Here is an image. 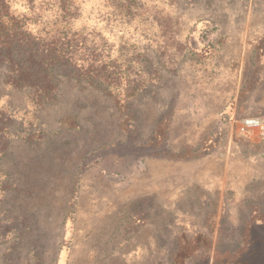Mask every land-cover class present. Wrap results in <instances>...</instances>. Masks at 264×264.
Masks as SVG:
<instances>
[{"label":"rangeland","instance_id":"1","mask_svg":"<svg viewBox=\"0 0 264 264\" xmlns=\"http://www.w3.org/2000/svg\"><path fill=\"white\" fill-rule=\"evenodd\" d=\"M57 3L35 1L34 33L57 26ZM12 5L16 14L28 8L24 0ZM67 5L61 36L80 41L62 45L46 77L31 64L26 83L14 84L17 67L0 59V264H171L177 235L187 233L169 209L185 197L170 181L183 165L171 149L178 158L192 154L225 108L227 124L264 115V0ZM225 128L227 167L258 162L247 139L259 138ZM190 170L184 164L180 173ZM161 173L166 188L146 194L149 223L136 230L134 203ZM263 189L227 202L221 248L240 244L248 210L238 203L264 206Z\"/></svg>","mask_w":264,"mask_h":264},{"label":"trees","instance_id":"2","mask_svg":"<svg viewBox=\"0 0 264 264\" xmlns=\"http://www.w3.org/2000/svg\"><path fill=\"white\" fill-rule=\"evenodd\" d=\"M35 1L24 0L28 8L24 13L16 14V11L12 8L13 0H0V59L5 60L12 67H17L13 70V72H16L14 73L15 76L9 78L14 84H18L17 82L21 83L19 85L26 83V80L31 76L29 72L31 64L37 65V75L46 77L47 67L61 61L62 45L67 44L70 46L80 41L75 34L69 37L65 32L66 35L61 36V25H58L61 20L58 18L61 15L63 18L68 17L71 9L67 5V0H58L59 3L56 6L58 15L54 19V22L56 21L54 25L57 26L51 28L50 31L46 30L44 33H34L30 25L35 21L38 22L33 15L36 11L34 9ZM64 55L69 59L73 56L66 52ZM90 69L86 70V74L93 72ZM41 87H46V85H41ZM228 112H230L229 108H225V113L228 114L226 118L230 117ZM168 124V118H164L159 123L157 126L158 137L161 136L162 131L166 129ZM227 131L228 129L221 126L216 127L215 131L210 133L200 145L199 150L207 152L217 148L227 135ZM171 155V158L176 159L179 157V154L174 153L172 150ZM190 155L192 154L189 150L184 153L185 158ZM149 200V196H144L134 203L132 209L136 211V214L134 213L130 218L133 219L136 230H139L147 219V214L144 211ZM241 233L246 240L244 245L239 246L240 248L237 250L227 249L216 253L212 264H264V212L253 216L244 225ZM211 245L210 242L203 241V237L190 238L186 234L180 233L177 235L175 247L170 254L171 264H185L198 249L206 248L207 251ZM192 264H209V257L208 255L194 257Z\"/></svg>","mask_w":264,"mask_h":264},{"label":"crops","instance_id":"3","mask_svg":"<svg viewBox=\"0 0 264 264\" xmlns=\"http://www.w3.org/2000/svg\"><path fill=\"white\" fill-rule=\"evenodd\" d=\"M226 115L228 114L225 113V109L220 111L219 117L220 119L223 118V122L217 124L223 128L228 125L233 131V121L227 124L228 117L226 118ZM209 134L210 133L201 140L200 145ZM247 141L251 148L249 150L253 151L251 152L252 155L260 153L264 160V142L260 139L255 140L254 138L247 139ZM222 143L223 142H221L217 148L210 151L208 150L207 152L199 150L200 145L194 147L192 153L194 156L193 159L190 158L192 160H188L189 156L185 158L186 160L183 158L175 159V164H178L179 161V163L183 165L179 166L178 170L171 171L169 174L170 181L173 183V186L175 185L174 187L177 188L175 189L178 190L175 193L179 192L178 194L185 195L183 199H180V197L173 199V206L169 207L174 215L173 224L179 227V230H185L188 237H203V241L206 240V242L212 244L207 251L206 248L198 249L194 256L190 258L192 259V263L194 257L208 255L209 264H212L216 253L227 250L219 246L221 236L225 230L224 220L226 218L225 209L228 204L227 202L235 199L239 193L245 194L249 192L250 194H255L258 193L257 189L264 188V170L259 168V164H262L260 155L256 156L258 162L255 163L251 160V162L245 164L244 170H234L233 168H228L225 164V162L227 163V160H225L227 153H223V151L219 149ZM172 151L174 152V150ZM174 153L179 154V151H175ZM184 164H190L191 170L189 172H184V176H182L180 171ZM157 176L159 177H156V175L154 176L153 189L145 192V196L151 193H162V189L166 188V184L165 186L163 185V178H165V175L161 173ZM180 179L184 180L182 181ZM174 180H180L181 185H176ZM262 191H264V189ZM173 192L174 191H172V193ZM237 209L241 210V212L246 209L248 210L246 216L240 220L241 232L244 225H246L253 216L264 212V206L257 202H250L249 204L239 202ZM144 212L146 213V209ZM148 223L149 219H146L139 231L142 228L144 229ZM241 232L239 239L240 244L228 250H237L244 245L246 240ZM141 241L145 240L143 239ZM128 256L133 257L134 250H130Z\"/></svg>","mask_w":264,"mask_h":264},{"label":"built area","instance_id":"4","mask_svg":"<svg viewBox=\"0 0 264 264\" xmlns=\"http://www.w3.org/2000/svg\"><path fill=\"white\" fill-rule=\"evenodd\" d=\"M233 122L236 134L240 136L254 135L264 142V115L234 119Z\"/></svg>","mask_w":264,"mask_h":264}]
</instances>
